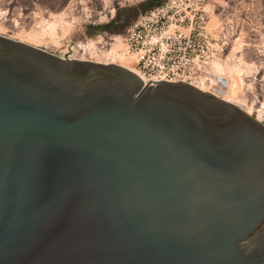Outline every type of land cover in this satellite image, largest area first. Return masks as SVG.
I'll return each instance as SVG.
<instances>
[{
    "label": "water",
    "instance_id": "1",
    "mask_svg": "<svg viewBox=\"0 0 264 264\" xmlns=\"http://www.w3.org/2000/svg\"><path fill=\"white\" fill-rule=\"evenodd\" d=\"M0 264H264V124L0 35Z\"/></svg>",
    "mask_w": 264,
    "mask_h": 264
},
{
    "label": "rangeland",
    "instance_id": "2",
    "mask_svg": "<svg viewBox=\"0 0 264 264\" xmlns=\"http://www.w3.org/2000/svg\"><path fill=\"white\" fill-rule=\"evenodd\" d=\"M142 1L0 0V35L30 42L62 58L102 62L97 55L113 47L124 33L109 34L94 27L117 16L121 22L128 19L132 23L142 13ZM206 2L209 26L227 41L222 56L213 62L220 66L219 71L212 63V72L227 81L216 96L227 97L229 103L250 111V116L264 124V0ZM29 36L36 40L32 42Z\"/></svg>",
    "mask_w": 264,
    "mask_h": 264
},
{
    "label": "built area",
    "instance_id": "3",
    "mask_svg": "<svg viewBox=\"0 0 264 264\" xmlns=\"http://www.w3.org/2000/svg\"><path fill=\"white\" fill-rule=\"evenodd\" d=\"M209 13L206 0H165L130 24L120 37V52L132 59L134 73L145 82L181 81L220 94L227 81L211 68L227 41L209 26ZM97 57L111 61L101 52Z\"/></svg>",
    "mask_w": 264,
    "mask_h": 264
},
{
    "label": "bare ground",
    "instance_id": "4",
    "mask_svg": "<svg viewBox=\"0 0 264 264\" xmlns=\"http://www.w3.org/2000/svg\"><path fill=\"white\" fill-rule=\"evenodd\" d=\"M52 25H50L51 27ZM49 27V28H50ZM53 28V26H52ZM51 29V28H50ZM37 36V35H36ZM36 36H29V40H31L32 42H34L36 40ZM19 42H24L23 40H20ZM38 42V41H37ZM30 43V42H29ZM28 43V44H29ZM30 45H33L32 43H30ZM35 45V44H34ZM122 50V46H121V43L120 41H118L113 47H111L109 50H106V51H103L101 52V55L105 58H110V62H104V60H102V62L100 61H97L98 63H103V64H116V65H119V66H122L132 72H134V68H133V61L130 57L128 56H125L124 54H122L120 51ZM96 62V61H95ZM96 62V63H97ZM214 64V63H213ZM214 67L215 69H220V66L215 63L214 64ZM198 89L202 90V91H206V89L202 86V87H197ZM218 95V94H217ZM225 98V97H224ZM223 101L225 102H228L229 103V100L227 99H223ZM249 112L248 111V115H249ZM258 120V119H257Z\"/></svg>",
    "mask_w": 264,
    "mask_h": 264
},
{
    "label": "trees",
    "instance_id": "5",
    "mask_svg": "<svg viewBox=\"0 0 264 264\" xmlns=\"http://www.w3.org/2000/svg\"><path fill=\"white\" fill-rule=\"evenodd\" d=\"M165 0H144L139 4L141 15L150 12L151 10L159 7L164 3ZM130 21H120V16L115 17L105 25L94 27L98 31L107 32L109 34H123L126 29L130 26Z\"/></svg>",
    "mask_w": 264,
    "mask_h": 264
}]
</instances>
